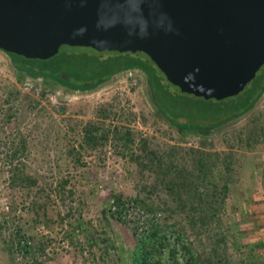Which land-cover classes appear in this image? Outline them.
Returning a JSON list of instances; mask_svg holds the SVG:
<instances>
[{
	"label": "rangeland",
	"instance_id": "374dc122",
	"mask_svg": "<svg viewBox=\"0 0 264 264\" xmlns=\"http://www.w3.org/2000/svg\"><path fill=\"white\" fill-rule=\"evenodd\" d=\"M56 53L59 59L31 62L50 67L70 54L85 69L93 51L63 44ZM96 54L115 65L112 52ZM64 66L70 76L84 74ZM261 73L264 64L254 77ZM149 92L138 68L117 71L94 89L74 90L20 72L0 48V264H264V91L248 113L208 132L169 125ZM88 122L105 130L129 127L135 141L144 140L146 149L165 159L202 154L219 169L232 151V170L223 171L230 191L222 224L203 230L188 223L192 212L162 206L189 194H167L163 175L150 171L149 161L124 154L112 132L80 149ZM248 132L246 142L241 138ZM12 141L21 143L16 158L30 176L14 186L8 177ZM191 174V181H206L198 170ZM135 196L154 202L152 209ZM117 202L121 213L112 212Z\"/></svg>",
	"mask_w": 264,
	"mask_h": 264
},
{
	"label": "water",
	"instance_id": "95a60500",
	"mask_svg": "<svg viewBox=\"0 0 264 264\" xmlns=\"http://www.w3.org/2000/svg\"><path fill=\"white\" fill-rule=\"evenodd\" d=\"M142 51L180 90L235 95L264 63V0H0V48Z\"/></svg>",
	"mask_w": 264,
	"mask_h": 264
},
{
	"label": "trees",
	"instance_id": "16d2710c",
	"mask_svg": "<svg viewBox=\"0 0 264 264\" xmlns=\"http://www.w3.org/2000/svg\"><path fill=\"white\" fill-rule=\"evenodd\" d=\"M86 47L91 49L93 54L90 55L92 57L90 62L85 64V69L81 66H77L70 54L61 55V62L58 61V64L46 67L44 66L46 64L43 66L32 64L31 61L39 59L38 57H26L12 51H4L8 53L11 58V63L20 72H30L32 74L39 73L46 79L53 80L57 85H62L74 90L94 89L107 81L110 76L117 71L130 68L141 69L146 74L150 91V100L156 107L157 112L162 114L169 125L183 132H208L243 116L253 109L257 99L264 91V81L262 80L264 73H261L259 77H253V79L247 83V86L245 85L244 88L235 95L221 99L204 98L203 96L180 90L177 85L171 83L166 78L164 73L156 66L150 57L142 51L97 50L90 46ZM101 51L112 52L115 55V65L109 63L108 58L106 59V57H100L96 54V52L99 53ZM141 52L146 54L149 60H147ZM55 54L56 55H53V57L59 59L57 57L58 53ZM40 59L46 63L44 60L49 59V61H51L53 58L49 56ZM149 61L157 68L158 73L153 70ZM64 63H68L75 73L78 72V68H80L84 74L82 73V76H70L65 70ZM63 66L64 68H62ZM259 128L260 127L254 128V131L258 134H260L258 132L260 131ZM95 132L102 133L96 135ZM107 132H112L115 140L122 141L121 147L126 151L124 154H129L134 158L141 157L143 161H149L148 165L150 168H147L154 172L156 176L163 175L160 177V186L167 194H175L176 196L179 191L189 194L186 199L172 198L170 202H168V200H162V206L165 208L167 207L166 209L171 212H187V215L189 212H192L193 216H190L188 223H191V226L195 223L203 230L222 224L226 197L230 191V182L224 180L223 171L227 170L229 172L232 170L234 161L232 151L228 150L229 152H227V154H229L228 156L230 159H224L225 165L219 169L211 167L202 154H195L188 159H178L175 155H167V159H165L163 155H157L151 148L149 150L146 149L144 147V140L135 141L129 127L116 125L113 128L105 130L103 126L99 127L92 122H88V126L80 132L81 136L78 141L80 149L85 151L86 145H96L98 139L107 138ZM251 135L252 132H248V136L241 139H245L246 142H249ZM20 148H22L21 143L12 141L11 150L9 152L11 163L8 177L10 185L13 186L18 181L21 182L30 177L25 170V163L16 158V153ZM224 162L221 160L222 164H224ZM193 170H198L201 176L200 180L206 178V181H204V183H200L196 180L191 181L190 177L193 175L191 174ZM184 178H187V180L183 184ZM135 197V199L141 202L146 208L152 209L154 202H147L139 196ZM195 213L197 214L195 215ZM187 218L188 216H185L184 219ZM216 235L218 236L216 239L217 242H222L224 240V236L220 232H216Z\"/></svg>",
	"mask_w": 264,
	"mask_h": 264
},
{
	"label": "built area",
	"instance_id": "2783aa9c",
	"mask_svg": "<svg viewBox=\"0 0 264 264\" xmlns=\"http://www.w3.org/2000/svg\"><path fill=\"white\" fill-rule=\"evenodd\" d=\"M129 203H130V202H125L124 205H125V204H129ZM119 207H121V206L118 204V202H117V204L114 203V204L112 205V212H115V213L120 212V210H118ZM123 212H124V211H123ZM120 213H121V212H120Z\"/></svg>",
	"mask_w": 264,
	"mask_h": 264
},
{
	"label": "flooded vegetation",
	"instance_id": "af4514ba",
	"mask_svg": "<svg viewBox=\"0 0 264 264\" xmlns=\"http://www.w3.org/2000/svg\"><path fill=\"white\" fill-rule=\"evenodd\" d=\"M264 64V63H263Z\"/></svg>",
	"mask_w": 264,
	"mask_h": 264
}]
</instances>
